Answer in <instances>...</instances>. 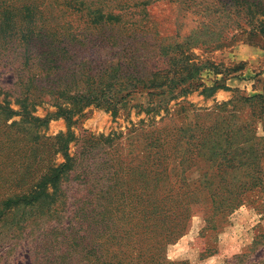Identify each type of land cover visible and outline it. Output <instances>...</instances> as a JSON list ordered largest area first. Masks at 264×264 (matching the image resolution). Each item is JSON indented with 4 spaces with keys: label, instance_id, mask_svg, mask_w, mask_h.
<instances>
[{
    "label": "rangeland",
    "instance_id": "obj_1",
    "mask_svg": "<svg viewBox=\"0 0 264 264\" xmlns=\"http://www.w3.org/2000/svg\"><path fill=\"white\" fill-rule=\"evenodd\" d=\"M8 3L41 12L65 77L22 122L14 69L40 70L0 44V264H264V0ZM88 90L116 105L44 122ZM149 180L178 189L155 213Z\"/></svg>",
    "mask_w": 264,
    "mask_h": 264
},
{
    "label": "trees",
    "instance_id": "obj_2",
    "mask_svg": "<svg viewBox=\"0 0 264 264\" xmlns=\"http://www.w3.org/2000/svg\"><path fill=\"white\" fill-rule=\"evenodd\" d=\"M67 1V0H66ZM80 1V0H76ZM124 5H121L122 8ZM9 8V9H6ZM21 8V7H20ZM4 10V11H3ZM3 12L0 11V44L4 47L11 45H14L17 43L18 40H21L23 42V55L26 59V63L28 64L30 60L36 61V64L34 65L35 68H39V73L34 72L33 69L26 70L25 72L22 71V69H19L18 65L14 69L17 75V83L20 85V91L18 94L12 96L14 98L15 104L19 105L20 111L17 113L18 116L22 118V122L26 120H32L33 123L40 122V119L38 117L32 116V111L28 110V98L30 96V88L34 87L37 82L40 83H48L50 88H52L53 84H56L54 82L61 81L62 77H65L63 73H57L58 77L55 80H50L49 77H52V71L60 68L61 71L64 70L65 63L63 62V57L61 55H57L54 53H49L46 50H38L37 45L44 42V40L48 37L49 33H45V35H42L39 30L42 29L41 25H38L37 21L32 22L30 21V17L28 15H32L33 12L37 13V15H41V12L38 11L36 7L31 6H25L22 7L21 10H17L15 5H12L11 3H8L3 6ZM25 13L24 16L22 14ZM95 15L97 14L100 16V11L96 10L93 12ZM18 15H21L20 18L17 17ZM130 13H128L129 15ZM18 19H17V18ZM15 20V21H14ZM261 31L264 33V26L261 28ZM51 36V35H50ZM19 47V44L18 46ZM50 49H54V44L49 45ZM49 49V50H50ZM14 60H17V54L16 57H14ZM24 64V63H23ZM24 66V65H23ZM21 68V67H20ZM25 74V76H23ZM192 77V75H190ZM55 78V77H52ZM57 87L60 88L61 83L56 84ZM108 91V90H105ZM105 91L97 92L94 90H88L85 93L86 94H79L75 97H70L72 102V108H68L67 106L61 107V103L57 102L58 106L56 105L57 111L56 113L52 115L46 116V122L49 120L50 117H64L66 120L67 127H71V118L75 115V108L77 106H87L89 104L96 103L97 105H103L107 107H114L116 105V101L114 100L113 96L106 95ZM52 92V91H51ZM50 92V93H51ZM114 92V89L111 91H108L107 93ZM59 93L62 94L63 92L59 91ZM129 94V92L127 93ZM6 100L7 96H11L8 93H4ZM257 100H262V95H257L254 97ZM3 102H5L3 100ZM71 106V105H70ZM8 111L6 109H2L1 112ZM10 114L12 111H8ZM16 114V113H15ZM68 164H62L60 167H67ZM55 173L54 177L56 178L58 176L59 170L57 171L54 169ZM52 178V179H55ZM138 188L137 190L143 194L144 197H139L140 203H146V206L150 209L151 212L155 213L156 210H159V208L167 207L163 204V202H171L172 198L175 199L177 197V191L172 189H167L166 185L159 182L158 180H149L144 183V185L137 184ZM203 189H206V186H202ZM147 264H160L157 261H151L149 259V262Z\"/></svg>",
    "mask_w": 264,
    "mask_h": 264
}]
</instances>
